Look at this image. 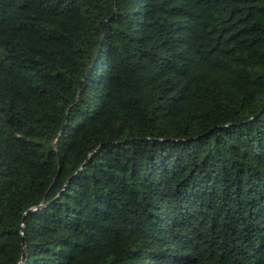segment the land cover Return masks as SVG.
<instances>
[{
    "label": "trees",
    "instance_id": "obj_1",
    "mask_svg": "<svg viewBox=\"0 0 264 264\" xmlns=\"http://www.w3.org/2000/svg\"><path fill=\"white\" fill-rule=\"evenodd\" d=\"M0 264H264V0H0Z\"/></svg>",
    "mask_w": 264,
    "mask_h": 264
},
{
    "label": "water",
    "instance_id": "obj_2",
    "mask_svg": "<svg viewBox=\"0 0 264 264\" xmlns=\"http://www.w3.org/2000/svg\"><path fill=\"white\" fill-rule=\"evenodd\" d=\"M21 243H22V237H21ZM20 258H22V254H21V257Z\"/></svg>",
    "mask_w": 264,
    "mask_h": 264
}]
</instances>
